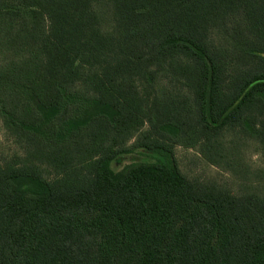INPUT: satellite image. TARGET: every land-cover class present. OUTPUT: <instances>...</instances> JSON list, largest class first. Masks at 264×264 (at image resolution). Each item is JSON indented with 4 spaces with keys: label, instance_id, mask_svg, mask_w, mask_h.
Returning a JSON list of instances; mask_svg holds the SVG:
<instances>
[{
    "label": "trees",
    "instance_id": "obj_1",
    "mask_svg": "<svg viewBox=\"0 0 264 264\" xmlns=\"http://www.w3.org/2000/svg\"><path fill=\"white\" fill-rule=\"evenodd\" d=\"M0 123V264H264V0H0Z\"/></svg>",
    "mask_w": 264,
    "mask_h": 264
},
{
    "label": "rangeland",
    "instance_id": "obj_2",
    "mask_svg": "<svg viewBox=\"0 0 264 264\" xmlns=\"http://www.w3.org/2000/svg\"><path fill=\"white\" fill-rule=\"evenodd\" d=\"M14 151H16V146L11 139L6 137L0 123V152L7 155ZM243 151L244 161L251 166L252 170H264V148L260 144L256 141H248L245 143ZM175 157L182 171L190 178L203 181L213 180L234 193L242 192L244 183H252L248 180L243 181L230 171L208 163L194 148L177 146ZM161 158L162 156L157 153L145 149H134L131 153L120 155L113 160L111 168L115 172H120L134 164L153 162ZM261 184H264V182H261Z\"/></svg>",
    "mask_w": 264,
    "mask_h": 264
}]
</instances>
